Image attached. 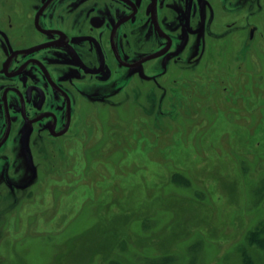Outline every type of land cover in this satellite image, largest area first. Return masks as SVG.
<instances>
[{
  "label": "flooded vegetation",
  "instance_id": "obj_1",
  "mask_svg": "<svg viewBox=\"0 0 264 264\" xmlns=\"http://www.w3.org/2000/svg\"><path fill=\"white\" fill-rule=\"evenodd\" d=\"M256 55L264 56V0H0V238L29 226L35 197L57 188L51 180L62 158H111L113 108L144 113L151 100L153 142H163L156 114L165 106L177 121L189 108L233 117L246 140L231 158L254 168L237 161L226 205L234 199L247 217L264 218V85L249 69ZM227 66L236 67L234 85L218 94L210 82L206 90L212 75L227 81ZM108 174L100 164L87 184Z\"/></svg>",
  "mask_w": 264,
  "mask_h": 264
},
{
  "label": "rangeland",
  "instance_id": "obj_2",
  "mask_svg": "<svg viewBox=\"0 0 264 264\" xmlns=\"http://www.w3.org/2000/svg\"><path fill=\"white\" fill-rule=\"evenodd\" d=\"M257 58V65L249 69L260 74L258 79L264 85V56L256 55L253 61ZM235 68H225L224 83L212 79L214 75L207 78L204 88L210 89L212 82L211 90L221 94L234 85ZM246 93L249 100L253 92ZM118 109L111 110V147L116 146L111 158H62L65 164L51 180L57 188L35 197L34 217L24 219L29 226L13 227V233L0 238V264H242L238 247L246 242V231L257 220L247 217L244 206L234 199L226 205L229 195L220 202L218 214L217 205L210 206L221 188L236 190L234 177H240V169L235 168L238 158L231 155L242 153L237 143L246 138L231 122L233 117L223 113L215 117L209 111L198 115L189 108L186 117H190L177 121L172 107L165 106V114H156L157 123L162 122L158 127L165 130L160 133L163 142H153L158 132L152 133V100L144 113ZM242 119L251 123V118ZM125 137L131 139L122 144L120 138ZM129 142L134 143L133 150L127 148ZM165 147L173 159L155 162ZM259 151L264 152V142ZM100 164L107 166L109 174L101 183L89 186L87 175ZM258 164L264 170V162ZM111 167L115 170L112 176ZM174 171L191 178L189 184H183L186 188L173 180L164 186ZM210 196L207 206L199 203ZM254 256L256 264H264V252Z\"/></svg>",
  "mask_w": 264,
  "mask_h": 264
},
{
  "label": "trees",
  "instance_id": "obj_3",
  "mask_svg": "<svg viewBox=\"0 0 264 264\" xmlns=\"http://www.w3.org/2000/svg\"><path fill=\"white\" fill-rule=\"evenodd\" d=\"M261 129H264V127L261 126L259 128V132L261 134L260 136L264 138V130H261ZM169 151H170V149H169ZM169 151L165 147L163 149L162 154L164 156H168ZM156 159L160 160V163H161V161L166 162L165 160L169 161L173 158H156ZM238 160H242V161L244 160V165H245L244 168L247 170L249 167L248 163L246 162L247 159L246 158H238ZM172 180L174 181V183H177L178 186H183V188H186L183 184H189L191 181V178L188 177L187 175L180 173L179 171H174L172 173V175L170 176L169 180L164 184V186L171 185ZM163 183H164V181H163ZM161 184H162V182L160 183V185ZM177 184H175V185H177ZM191 184H192V182H191ZM217 184L220 187L218 182H217ZM174 189L175 188H172V190H174ZM221 190L222 191L220 192V195L218 196L217 200L213 198V202H212V204H210V206H213V205L216 206L217 205L216 206L217 214L220 212V209H221L219 205H221L220 202L222 200V197H224L225 195L226 196L229 195L231 197V195H232V192L229 191L228 187L227 188L225 187L224 190L221 188ZM222 192H224V194H222ZM256 195L258 197H260V199H261L262 195H263L262 190L260 189L259 191H257ZM248 196H249V201L251 202V199H252V197L254 198V195L251 194V192H250L248 194ZM199 197H200V195H199ZM200 199H202V198H200ZM210 200H211V196L209 199H207V201L201 200L203 202L199 201V203L200 204L205 203V206H207L209 204ZM229 201H227L226 203H229ZM197 206H201V205L198 204ZM84 208H87V207H84ZM210 210H215V207H211ZM245 237H246V240H245L246 242L242 243V245H240L238 247V250L240 251L239 252L240 258L242 260L241 262H242V264H256V261L254 260V258H255L254 254L256 253V257H257V252H264V218L257 220L255 222V224H253V226L249 227Z\"/></svg>",
  "mask_w": 264,
  "mask_h": 264
}]
</instances>
